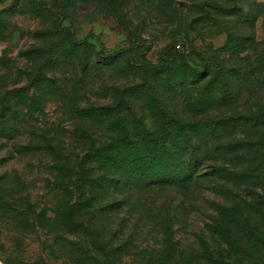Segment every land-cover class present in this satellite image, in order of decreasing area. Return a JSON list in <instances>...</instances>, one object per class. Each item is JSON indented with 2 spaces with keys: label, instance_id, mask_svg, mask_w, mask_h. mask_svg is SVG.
I'll return each mask as SVG.
<instances>
[{
  "label": "rangeland",
  "instance_id": "obj_1",
  "mask_svg": "<svg viewBox=\"0 0 264 264\" xmlns=\"http://www.w3.org/2000/svg\"><path fill=\"white\" fill-rule=\"evenodd\" d=\"M48 58L61 89L40 93ZM135 84L136 124L195 126L207 176L102 211L115 193L57 170L83 157L86 129L94 144L111 136L68 96L104 105ZM0 99V264H264V0H0Z\"/></svg>",
  "mask_w": 264,
  "mask_h": 264
},
{
  "label": "trees",
  "instance_id": "obj_2",
  "mask_svg": "<svg viewBox=\"0 0 264 264\" xmlns=\"http://www.w3.org/2000/svg\"><path fill=\"white\" fill-rule=\"evenodd\" d=\"M74 46L78 45L75 44ZM49 57L51 56L49 55ZM74 58L77 60V55ZM80 60L82 63L81 67L88 71L92 70L91 55L84 51ZM55 63V61L48 58V61H44L39 66V78L37 77L32 81L33 84L37 82L35 87L38 88L40 93L43 86L48 89L49 85L51 87L55 86V90L61 89L55 77L52 76L53 78H50L47 76V73L53 70V66H50V64L54 65ZM186 68L190 70L189 67L186 66ZM205 75L201 76V80L205 78ZM184 83L185 78H182V81H178V85L180 84L182 87H185ZM198 83V81L194 80L191 84L197 85ZM144 87L141 84H135L124 87L123 90L116 93L118 88L113 86L111 90H113V96H116V100L114 98L112 103L104 105H88L84 107L74 102L73 98H71L72 95L68 96L70 97L68 103L70 113L76 119L103 126L104 130L111 136L102 143L94 144L91 134L87 136L86 132L88 131L86 129L85 134L88 145L83 157L75 164L72 163V166L60 161V163H57V170L68 171L73 176L85 179L92 187L95 186L98 189V195L101 197L115 193L111 196L115 197L112 202H105V199L101 200L99 208H102V211L108 210L112 206H117L120 201L127 203V196L133 195L134 191L154 187L180 188L207 176V174L199 173V168L203 162L199 160L201 145L195 143L194 140L197 132L194 129L195 126L187 125L185 121L181 122L180 119L174 118L175 124H163L157 127L154 132L149 133L143 130L140 124H136L140 117L132 108L134 105L132 100L141 101L143 98L141 91L145 89ZM16 97L19 98L18 96ZM39 97H41L40 94H34L25 96L22 100L33 102ZM6 105L0 106V125H2L1 129L3 131L5 130L4 125H7L5 123L10 122L5 114ZM77 129V132L83 131L81 128ZM3 134L4 137L10 136V134ZM42 138L44 144L39 146V148L42 147V149L51 151V153L59 154L60 151H55L53 137L42 135ZM30 148L31 145L22 146L20 150L18 148L17 152ZM215 165L212 168L213 170L219 164ZM92 171L93 173H98L97 176L99 177L96 180L91 178L93 175ZM210 177H215V181L219 178L216 172H211ZM88 178L91 179L89 182ZM221 178L225 179L224 176ZM116 195H120V200L116 201Z\"/></svg>",
  "mask_w": 264,
  "mask_h": 264
},
{
  "label": "built area",
  "instance_id": "obj_3",
  "mask_svg": "<svg viewBox=\"0 0 264 264\" xmlns=\"http://www.w3.org/2000/svg\"><path fill=\"white\" fill-rule=\"evenodd\" d=\"M178 47V46H177Z\"/></svg>",
  "mask_w": 264,
  "mask_h": 264
}]
</instances>
